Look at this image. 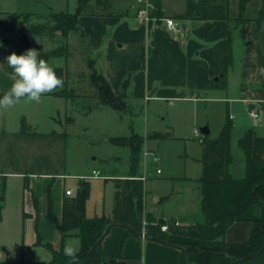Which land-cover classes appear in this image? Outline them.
Returning <instances> with one entry per match:
<instances>
[{
	"label": "crops",
	"instance_id": "obj_1",
	"mask_svg": "<svg viewBox=\"0 0 264 264\" xmlns=\"http://www.w3.org/2000/svg\"><path fill=\"white\" fill-rule=\"evenodd\" d=\"M161 1L165 13L162 18L172 17L168 11L177 10V12H181V9H185L186 5L185 0V5L178 9L167 7L165 0ZM112 3L113 8L118 12L113 0ZM263 4L264 0H250L242 10L240 0H229L230 16L234 19L240 16L249 19L246 24L236 25L232 23L231 25L226 19H189L181 21L173 17L181 26L180 29L175 30L167 28L165 22L160 19L154 18L148 22L140 20L137 16V1L133 0V8L128 6L124 12L119 11L123 12L120 15L118 13L98 15L91 12L81 15L79 24L84 34L81 33L79 39L86 40V47L98 54L100 62L102 59V68L99 70L107 76L117 94L124 92L129 78L130 82L127 90L130 89L131 94H134L132 91L134 86L131 85L130 77L131 72L134 71L135 73L144 72H140L139 74L142 73V75H139V77L143 78L144 75L146 78V81L136 83L135 87L137 88L138 85L145 83L147 90H149L159 84L161 88L159 93L155 95L158 97L171 99L181 97L200 100L207 98L202 97L204 92L220 89L226 91L224 97L214 98L226 99L227 101L228 111L222 128L229 114L233 121L231 147L234 157V146L238 145L239 138L248 128L253 127L258 133L264 135V75L261 74V69H264V20H260ZM15 13L18 14V12ZM229 31L232 32L233 38V62L228 66ZM19 35L16 48L12 51L5 49L8 39L6 36L0 35V92H7L16 78L13 75V70L7 65V56L13 52L21 55L28 49H33V43L37 38L36 35L35 39L29 40L30 45L27 48L20 43L22 34L19 33ZM38 52L40 53V51ZM128 59H134L135 64L126 68L119 66L120 63ZM48 63L50 64V60ZM96 66H98V62H96ZM229 73L236 75L234 81H232V87L234 86L236 90L235 95H230L228 92L230 86ZM221 74L223 76H220ZM222 77H225L222 87L209 88L211 80H219ZM181 88L184 91H181ZM188 92H192L193 95H189ZM56 97L62 96L55 92L44 94L39 103ZM151 97H154L152 93H146L148 100ZM238 102L243 105L246 115L241 111L232 112L233 106L236 107L235 103ZM32 103H35L36 106L39 105L36 102ZM17 105L18 103L7 109L0 108L1 150L6 149L8 143L12 140L15 142V146L24 144L22 140H18L13 135L20 129L21 116L27 114L24 110H17ZM251 108L259 111V117L253 118L250 115L249 110ZM238 116L239 119H236ZM242 116H248L252 120ZM205 126H209V123ZM236 127L240 128V132L234 137L233 131ZM210 135L212 136L211 129ZM158 136L161 138H156L154 135L148 136L146 144H152L151 142L154 139L162 140L167 135L160 133ZM153 148H156L159 152V145H153ZM146 153L144 160L148 155L147 151ZM243 155L240 159L239 173L233 171L234 158L230 165L231 173L236 178L243 177L246 172L244 152ZM95 169L100 170L99 168H93V170ZM128 170L120 174L109 173L107 175L110 176L109 178L127 177ZM12 173L24 174L14 171ZM159 173L140 174V177L145 181V212L152 214L155 218L174 219L180 225H189L195 222L204 223L205 216L201 211V192L198 183L201 175L195 177L191 175L171 176L163 180L158 176ZM0 174L4 175L5 173L0 171ZM38 175L41 174H31V176ZM43 175L47 177L55 176V174ZM179 180L184 182L185 189L175 185V182ZM165 182L169 184V191L162 195L154 194L152 196L149 183H152L151 187H153ZM77 187L78 184L75 187H67L65 191H61L54 210L58 220L62 218L63 199L68 195L66 190L71 189L72 194H69V196L74 195ZM112 210L110 207L109 211H106L105 205H101V207H95L91 212L87 201L88 216L102 213L111 214ZM29 213L27 216L33 215L31 212ZM262 213L263 206L261 204L253 206L247 212L246 219L234 222L227 229L225 240L228 242L247 240L253 229L252 219L260 217ZM34 214L36 222L37 212ZM144 224H146V218ZM38 229L43 242L51 243L55 249H61L62 247L65 249L66 246L71 245L77 249V252L79 251V237L74 233L63 241L56 220L49 213L48 218H45L43 223L39 221ZM181 240L187 239L176 234H170L168 241L176 243ZM36 241L37 229L29 233L23 241L20 264L45 263L52 258V252L46 246L38 245ZM201 243L208 247H217L221 244V240H204ZM102 247L107 256L122 254L128 260L137 264H179L181 260L179 245L149 238L143 234L139 236L130 235L128 234V227L123 224H116L111 227L103 238Z\"/></svg>",
	"mask_w": 264,
	"mask_h": 264
},
{
	"label": "rangeland",
	"instance_id": "obj_2",
	"mask_svg": "<svg viewBox=\"0 0 264 264\" xmlns=\"http://www.w3.org/2000/svg\"><path fill=\"white\" fill-rule=\"evenodd\" d=\"M78 0H0V16L15 17L16 13L32 12L34 15L28 18L29 22H42L51 12L76 10ZM117 11H124L128 6L132 7L133 0H113ZM167 7L181 8L185 0H165ZM184 9H181L183 12ZM88 13L96 12L94 0ZM181 12L170 10L168 13L175 17ZM81 30L73 31L69 35V48L63 56H55L50 59L51 65L66 66L68 70L69 88H75L77 96L71 100L65 97L47 99L38 106L32 102H20L17 110H24L28 123L33 124L41 132H66V140L58 139L51 147L34 143L17 144L13 149H0V205L2 206V219L0 220V264H20L21 250L25 237L36 228L35 212H39L38 221L48 218L49 200L53 201V209L59 200L61 191L67 187H75L81 178L91 182V196L88 199L89 211L95 207L105 205L106 211L115 205L116 185L113 178L107 174H120L130 169V149L127 146L117 145L110 138L113 136L131 135L137 133L144 136L143 152L140 160L139 174L150 175L156 173L160 179L166 180L171 176L184 175L200 176L202 173L200 138L203 137L201 128L209 123L212 136H216L222 128L228 105L226 99L220 100L214 97H224L223 89L208 91L202 94L207 97L200 100L175 97L174 99L155 96L161 86L157 84L147 90L145 83L135 87L136 83L146 81L145 76L140 78L142 71L131 72V85L134 86L129 94L128 108L118 111L111 106L100 104L93 98V89L89 87L91 69L102 68V59L98 60V54L86 47V40L79 39ZM1 36L8 39L5 49L12 51L18 41L19 33L1 32ZM36 36V35H35ZM34 36V39H35ZM64 37L58 32L54 40L44 35H37L33 43V49L40 52H48L62 45ZM105 47V46H104ZM98 62V66H96ZM135 64V60L128 59L120 63V67L126 68ZM142 72L141 74H139ZM235 74H228L230 86L228 92L235 95L232 81ZM128 78V77H127ZM64 90H67V86ZM148 91V92H146ZM181 91L184 89L181 88ZM146 93L154 95L149 100ZM180 93V92H177ZM193 95L192 92H188ZM177 95V94H176ZM185 95V94H182ZM233 106L232 112L241 111L246 115L243 105L238 102ZM37 107V108H36ZM250 118L248 116H242ZM241 117V118H242ZM239 119V116L238 118ZM251 119V118H250ZM252 120V119H251ZM21 123V122H20ZM19 129V128H18ZM198 132V135H196ZM240 132L236 127L233 131L235 137ZM149 133V134H148ZM167 135L162 140H153L146 144L148 136ZM153 145H159V152ZM239 145L234 146L233 171L239 173L240 159L243 151ZM148 155L145 157V152ZM48 153L53 165L59 168V174L47 177L43 174L29 176L30 187L25 188V174L17 172L9 167V163L18 165V169L30 170L40 162L39 156ZM51 153H54L53 156ZM152 154L159 155V161L153 160ZM59 158L65 159V166H61ZM60 160V161H61ZM18 161V162H16ZM22 162V164H21ZM42 163V161H41ZM93 168H99L101 176H92ZM11 169V170H10ZM17 169V168H14ZM151 172V173H150ZM129 174V170H128ZM152 196L162 195L169 191L167 182L151 187ZM177 187L185 189L183 181H176ZM38 209V210H37ZM105 211V212H106ZM31 212L33 215L27 216ZM30 214V213H29Z\"/></svg>",
	"mask_w": 264,
	"mask_h": 264
},
{
	"label": "trees",
	"instance_id": "obj_3",
	"mask_svg": "<svg viewBox=\"0 0 264 264\" xmlns=\"http://www.w3.org/2000/svg\"><path fill=\"white\" fill-rule=\"evenodd\" d=\"M250 0H240L243 10ZM154 8L151 15L156 18L165 16L161 0H153ZM92 0H78L74 12L61 11L51 12L45 16L42 22H29L28 18L33 15L31 12H22L15 17L0 16V33L17 32L21 33L20 43L27 48L30 45L26 31L35 35H44L54 40L56 33L64 37L61 46L48 52H40L41 59L49 60L55 56H63L69 48V35L73 31H79V17L87 13ZM94 7L98 9L92 14L113 15L123 12H116L112 0H94ZM127 11V10H126ZM174 18L187 21L189 19H226L239 25L246 24L249 19L240 16L234 19L229 13V0H186L185 9ZM260 20H264V4L260 14ZM82 34L83 31H82ZM232 32L229 31V51L227 65L233 62ZM91 69L89 87L93 89L92 97L98 99L100 104L111 106L123 111L128 108L129 94L127 88L130 82L128 79L125 90L117 94L107 76L98 68ZM58 76L64 80L62 90L55 91L56 94L73 100L78 94L75 88H69L68 70L66 66L54 67ZM225 77L219 80H211L209 88L222 87ZM67 86V90H64ZM6 92H0L2 97ZM264 105V104H263ZM252 106V105H251ZM233 121L228 114L226 122L217 136L203 135L200 138L202 173L198 179L201 192V211L205 216V222H195L189 225H180L174 219L163 217L155 218L152 214L145 212V181L140 177V160L143 152L144 136L137 133L131 135L113 136L110 140L130 149V169L127 177H115L116 185L115 205L111 214L87 215V201L91 195V182L81 178L74 195H66L62 204V218L58 220L54 209L53 201L49 200L48 213L56 220L61 232L63 241L72 234H76L80 240V248L77 252V264H137L122 254L107 256L103 251L102 241L111 227L116 224H123L128 227V234L145 235L149 238L169 240L170 234H176L187 240L177 241L181 248V260L179 264H264V135L250 127L238 140V145L245 154L246 172L241 178H236L230 170L233 161L231 147ZM18 140L24 143L43 144L44 147H51L58 139L66 140V132H41L35 126L28 123L27 119H21L18 132L13 134ZM156 138H161L157 134ZM15 147L12 140L8 143L7 149ZM52 156L54 153H51ZM39 156V164L25 172L18 169V165L9 163V167L17 172L25 174V188L30 187L29 176L31 174H58L59 168L53 165L48 153ZM59 158L61 166H65V159ZM42 161V163H41ZM18 162V161H16ZM22 164V162H21ZM17 168V169H14ZM263 206V213L260 217L252 219L253 229L247 240L239 242H228L225 240L227 229L236 221L246 219L247 212L255 205ZM38 210V209H37ZM2 206L0 205V220L2 219ZM146 218V224L144 220ZM39 212L36 214V228L38 245L46 246L52 252V258L45 263L35 264H71L70 258L64 254V248L55 249L49 242H43L38 229ZM167 224L168 229L163 230L162 225ZM221 240L217 247H208L201 243L204 240Z\"/></svg>",
	"mask_w": 264,
	"mask_h": 264
},
{
	"label": "clouds",
	"instance_id": "obj_4",
	"mask_svg": "<svg viewBox=\"0 0 264 264\" xmlns=\"http://www.w3.org/2000/svg\"><path fill=\"white\" fill-rule=\"evenodd\" d=\"M6 59L16 78L9 90L0 97V108L13 107L21 100L39 103L44 94L63 89V78L46 60L39 58L36 49H28L21 55L13 52ZM261 74L264 75V69H261ZM64 254L70 258L71 264H77L76 248L68 245Z\"/></svg>",
	"mask_w": 264,
	"mask_h": 264
},
{
	"label": "built area",
	"instance_id": "obj_5",
	"mask_svg": "<svg viewBox=\"0 0 264 264\" xmlns=\"http://www.w3.org/2000/svg\"><path fill=\"white\" fill-rule=\"evenodd\" d=\"M136 1L138 4L137 16L140 18V20L148 22L151 19L156 18V17H153L151 15V10L154 8L153 0H136ZM156 19L157 20L158 19L163 20L166 24V27L170 28V29L178 30L181 27L173 17L156 18ZM249 112L253 118L259 117V111L257 109L251 108L249 110ZM196 135H198V132H196ZM152 155H153V160L155 162H158L159 161V155L158 154H152ZM157 172L159 173V172H161V170L158 169ZM92 176H94V177L101 176L100 170H97V169L93 170ZM66 194H68V195L72 194V190L71 189L66 190ZM162 229L167 230L168 229L167 224L162 225ZM143 235H145V230H143Z\"/></svg>",
	"mask_w": 264,
	"mask_h": 264
},
{
	"label": "water",
	"instance_id": "obj_6",
	"mask_svg": "<svg viewBox=\"0 0 264 264\" xmlns=\"http://www.w3.org/2000/svg\"><path fill=\"white\" fill-rule=\"evenodd\" d=\"M28 37H29V40H33L35 34L31 31H29L27 33ZM220 76H223V74H221ZM216 79H218V77H216ZM201 132L203 133V135H208L210 134V129H209V126H204L201 128ZM160 241H163V242H166V243H169V244H177V243H174V242H171V241H168V240H163V239H159V238H156ZM178 245V244H177ZM104 264H107V262H105Z\"/></svg>",
	"mask_w": 264,
	"mask_h": 264
}]
</instances>
